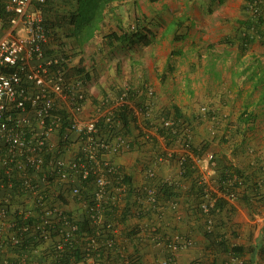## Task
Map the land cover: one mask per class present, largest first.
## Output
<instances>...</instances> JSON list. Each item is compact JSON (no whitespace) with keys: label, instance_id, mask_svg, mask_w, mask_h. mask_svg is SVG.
I'll list each match as a JSON object with an SVG mask.
<instances>
[{"label":"built area","instance_id":"built-area-1","mask_svg":"<svg viewBox=\"0 0 264 264\" xmlns=\"http://www.w3.org/2000/svg\"><path fill=\"white\" fill-rule=\"evenodd\" d=\"M263 3L247 2L246 12L256 19L264 13ZM45 4L46 0H0V26L7 25L0 38V227L9 231L4 239L0 233V249H18L26 262L23 248L31 239V244H52L54 252L47 264L60 263L57 261L66 253L70 261L65 264H78L71 256L77 248L84 264H104L103 258L110 254L117 264H135L117 247L115 222L105 219L117 201L110 179L114 177L117 184L120 180L117 167L104 155H119L130 149L119 132V108L128 109L140 127L142 140H152L150 131L158 128L175 137L177 150L165 151L159 161L176 163L180 176L186 164L195 170L206 159L213 165L214 155L208 153L202 158L194 151L191 125L167 109L155 110L148 101L137 103L128 86L114 96L106 93L84 118L89 99L87 81L69 74L68 52L51 43ZM144 95L152 99L155 91L148 87ZM210 113L209 107L200 106L201 118H208ZM209 134L215 138L216 129ZM146 176L149 179L142 194L158 211L159 189L150 180L155 177L154 170L148 169ZM198 182L202 187L198 210L211 230L216 202L236 198V180L226 181L217 196L202 177ZM163 183L174 182L169 178ZM68 196L82 204L93 234L77 235L80 220L63 205L62 199ZM149 228L153 243L162 244L164 249L159 264H176L177 253L192 244L189 237ZM0 264L12 263L0 257Z\"/></svg>","mask_w":264,"mask_h":264},{"label":"crops","instance_id":"crops-1","mask_svg":"<svg viewBox=\"0 0 264 264\" xmlns=\"http://www.w3.org/2000/svg\"><path fill=\"white\" fill-rule=\"evenodd\" d=\"M232 1L236 6L235 10H232L234 13L229 15L223 11L211 16L204 15L201 19L191 14L192 7L197 6L203 10L208 4L215 5L220 2L228 4L229 0H184V8L187 5V11L185 10L187 15L177 14L175 17L183 19L189 26L200 23L199 27L204 28L205 31L217 33V37L224 44L212 49L209 53L212 56H209L208 62L211 63L215 58H218L217 61L221 63L224 59L225 61L230 59L234 61L233 70H236L235 62L238 65L242 63V61L235 60L238 55L244 58L247 53V58L251 59L254 65L256 58L264 54V46L260 47L258 46L260 43L254 41L244 51L238 50L241 30L238 21L244 18L241 9L244 0ZM75 4L76 0H56L54 2L56 14L61 16V13L64 14L72 8L76 9ZM51 15L49 14L50 17ZM186 29L182 30L187 32V39L192 38L190 31ZM6 31L7 25L3 23L0 26V38ZM203 32H196V37H200ZM59 35L61 36L60 33ZM206 37L208 38L207 35ZM223 48H226V54L222 53L225 50ZM236 49L237 56L234 53ZM163 63L165 62L158 64L161 66L159 71L152 63L138 65L134 76L136 81H113V83L122 88L128 86L134 93V100L137 103L148 101L155 110L167 109L173 116H176L174 108L177 109L180 118L187 119V123L189 122L192 127L194 151L202 158L208 153L213 154L214 162L212 165L206 159L201 161L195 175H192L197 183L193 180L194 178L180 176L176 163L159 161V156L165 151L177 150L178 146L175 141L163 143L160 135L152 129L150 131L152 140H142L139 125L130 124L129 133L125 134L130 149L119 155L111 153L104 155L106 160L117 167L119 180L122 181L123 176H126L130 182V184L121 186L122 183L117 184L118 180L114 177L110 179L113 193L117 197L114 204L117 218L115 222L117 247L134 259L135 264H159L164 249L162 244L153 243L149 228L151 227L155 228L157 233L166 235L178 233L191 239L192 244L177 253L176 264H226L230 262L264 264V120L259 117L258 106L254 105L255 100L250 101L251 106L248 108V112L253 116V122L248 127H239L238 119L244 111V98L238 99L231 91L230 83L224 79L228 72L223 75L220 70L217 82L162 81L163 71L166 69ZM222 65L224 67V63ZM204 72L207 78H211L209 72L206 70ZM226 78H230V74ZM195 82L201 86L198 91L192 87ZM148 87L155 91V97L152 99L144 95ZM97 99L100 100L99 97H89L86 101L82 115L84 118L92 112V104L96 103ZM163 105L165 108L158 107ZM200 106L211 107L210 109H213L212 111L218 116L229 117L230 136L225 137L227 139L224 142L217 138L210 139L209 131L214 126L211 119H199L200 123L196 120ZM136 140L139 143L137 146ZM210 140L213 142L211 143ZM148 169H153L155 172V177L150 179L154 186H160L164 180L169 178L174 182L172 186L174 194L166 199L160 198L158 211L146 202L141 190L148 182L149 178L146 176ZM227 170L231 173L230 178L236 180V198L230 201L221 199L225 205L219 213L212 216L213 228L209 230L205 216L197 208L199 198L194 193L196 185L201 186L198 180L202 177L205 183L213 189V195L217 196L220 191L218 183L220 173ZM237 174L242 177L244 184ZM62 200L65 210L81 220L85 215L82 204L69 196ZM146 227L149 230H146ZM0 233L3 234L1 239H4L9 231L0 227ZM206 234L215 237L214 245L206 238ZM26 242L25 248L28 256L26 262H23L18 249L7 246L0 249V257L12 264H47L52 259L54 251L51 243L31 244L33 242L31 239ZM235 247L237 250L233 253L232 248ZM102 262L117 264L112 254L103 258ZM78 264H84V262Z\"/></svg>","mask_w":264,"mask_h":264},{"label":"rangeland","instance_id":"rangeland-1","mask_svg":"<svg viewBox=\"0 0 264 264\" xmlns=\"http://www.w3.org/2000/svg\"><path fill=\"white\" fill-rule=\"evenodd\" d=\"M183 1L124 0L121 4L119 2L111 4L104 10L103 20L92 39L82 47L78 46L77 39L72 35L73 28L66 25L59 31L61 34L59 36L65 45L63 51L68 52L70 68L81 63L88 73L87 78L83 77L87 81L89 97H99L101 99L106 93L112 96L119 94L122 87H119L117 84L115 85L113 81H136L134 77L136 73L135 69L141 64L148 65L152 63L157 66L159 71L161 66L158 64L165 62L163 65L166 69L163 71L162 81L187 80L200 81V83L201 81H215L212 76L211 78H207L204 70L210 65L208 61L210 59L209 56L212 55L209 53H211L212 49L222 46L224 43H221L217 37V33L213 31L207 32L204 28H200V23H194V26H189L188 23L185 24L183 19L175 17L177 14L187 15V5L184 8ZM77 2L76 0L75 6ZM234 4V1L229 0L228 4L221 2L215 5L208 4L203 10L197 6L192 7L190 12L201 19L204 15L211 16L223 11L230 15L234 13L232 11L236 7ZM245 4L246 1L244 0L241 6L242 12ZM54 9H56L55 6ZM71 10L74 11L75 8ZM72 15L74 17V12H72ZM140 27H145L152 34V42L148 46L137 45L131 47L127 44H114L110 46L107 44L106 37L110 33L120 34L122 31H133V29ZM181 28H187L186 30L190 31L192 38L188 37L187 39V32L185 33ZM202 31L204 32L197 38L196 32L200 33ZM258 46L262 47L264 45L258 44ZM223 49L225 50L222 53L226 54V48ZM237 52L236 49L234 52L236 56L238 55ZM245 55L244 58L235 59L238 62L242 61L243 64L242 67L236 65L238 66L236 69L237 73L244 67H252L253 65L252 60L247 58L248 54L246 53ZM256 59V62L261 63L264 67V54H260ZM231 61L230 59L228 61L224 59L222 61L224 67L220 61H216L217 66L215 65L217 72L222 70L223 75H225V72L230 74V78H226L228 74L224 78L229 83L232 77L231 68L234 71L232 67L234 61ZM235 63L238 64L237 62ZM236 79H239V77H236ZM240 79L239 81H246L247 78L242 77ZM192 87L198 91L201 86L195 82ZM243 88L242 97L247 98L246 95L250 90L249 85H243ZM257 96L258 92L256 91L249 96L248 101L256 100ZM95 101H98V99ZM165 106L158 107L165 108ZM257 109L260 113V119L264 120V108L258 106ZM210 139L212 140V138ZM211 140L210 142L212 143L213 141Z\"/></svg>","mask_w":264,"mask_h":264},{"label":"trees","instance_id":"trees-1","mask_svg":"<svg viewBox=\"0 0 264 264\" xmlns=\"http://www.w3.org/2000/svg\"><path fill=\"white\" fill-rule=\"evenodd\" d=\"M52 1V2H50ZM56 0H46V4L44 6V10L46 13V17H47V21L45 22V24L48 26L50 31V40L51 43L53 44H57L58 47H64L65 45L62 43L63 40L62 38H60L59 36V31L62 30V28H64V26H70L71 28H73L72 30V35H74V38L77 39V43L79 44V47H82L83 45H85L87 42H89L94 33L98 30L100 23L103 20V12L104 10L111 4L117 3V2H122L124 0H77V5H76V9L70 10L66 13H61V16H58L56 14L57 10L54 9V2ZM246 3L248 2L249 4L253 1V0H245ZM51 5V6H50ZM246 5V4H245ZM245 5L243 7V15L244 18L240 21H238V25L240 27V44L238 48L240 51H244L246 49V47H248L251 43H253L254 41L259 42L260 44L264 45V13H262L261 15H259L256 19L252 18L247 12H246V8ZM262 7L264 8V3L262 4ZM72 12H74V17L72 15ZM51 15V18L48 17V15ZM152 34L150 33L149 30L145 29V27H140L137 29H133V31L128 30V31H122L120 34L117 33H110L109 35H107L106 40H107V44L108 45H114V44H127L128 46H137V45H142V46H148L149 44H151L152 42ZM257 37L259 38V40H257ZM241 58V55H238V60ZM218 60V58L213 59V61L210 63V65L207 66L206 71L209 72L210 76H212L214 78V80L217 82L219 76L218 73L216 71V61ZM240 62V61H239ZM238 65V64H236ZM236 68H238V66H236ZM240 67L243 66V64L241 63L239 65ZM231 73H232V77H231V81H230V87H231V91H233V93H235L236 97L238 99L243 98L242 94H243V85H249V91L248 94L246 95L247 98H244V111L242 112V114L240 115L239 119H238V125L239 127H248L252 122H253V116L251 113L248 112V108L251 106V103L248 101V98L250 95H252V93H255L256 91L258 92V96L257 99L254 102L255 106H262L264 108V67L261 63L255 62L254 65H252V67H244L243 69H241V71L239 73H237L236 70L232 71L231 68ZM69 74L71 76H85L86 78L88 77V73L87 71L84 69V67L81 65V63H79V65L75 66V67H71L69 69ZM236 77H239V79H236ZM242 77H246V81H239L241 80L240 78ZM214 81V82H215ZM242 82V83H241ZM241 83V85L239 86V84ZM211 108V107H210ZM213 109H211L212 111ZM174 113L176 114V118H178L179 120L183 121V122H187V119L179 116V112L177 109L174 108ZM117 118L119 119V121L121 122L122 128L120 129L119 132H121L123 134V136L125 137V134L129 133V127L130 124L134 123V119L133 117L130 115V112L128 111V109H126L125 107H121L118 110L117 113ZM199 117V118H198ZM197 117V121L199 122V119H204L201 118L200 116ZM229 117L223 116V115H217L216 113H214V111H212V113H210V116L207 119H211L214 123V126L212 129H216L217 131V135L215 136V138H213L212 140L216 139L219 137V140L222 142H224L229 135L228 132V125H229ZM189 125V122L187 123ZM106 131V130H104ZM156 133L159 134L160 136H163L164 140H168L169 142L174 141L175 137L170 135L167 131H164L161 128L156 129ZM115 133L111 131V135H114ZM227 137V138H225ZM136 146L139 145L138 141L136 140L135 142ZM184 169V175L183 176H189L191 179H193L194 177H192V175H195L196 169H192L190 165L186 164L183 167ZM230 171H223L220 173L219 179H218V183L220 184V187H222V185L232 179L230 178L231 176ZM238 175V174H237ZM239 179L242 180V177L240 175H238ZM244 179V178H243ZM195 181V178L193 179ZM197 183V181H195ZM119 183H122V185L124 184H130L129 182V178L126 176H123L122 181L120 180ZM242 184L243 180H242ZM173 185H168L166 183H161L160 186H158L160 193H159V199L160 198H169L171 197V195H173ZM90 188H87V191H90ZM196 195H198V200L200 202L201 197H202V187L199 185H196V189L194 192ZM225 202L221 199H218L216 202V206H215V210L217 211H213V215H215L216 213H219L222 208L224 207ZM115 207L113 206L112 209L110 211H107L105 214V219L107 221L110 222H116L117 218L115 216V212L114 209ZM197 208H198V204H197ZM94 230L92 229L88 217L86 215H83L82 219L79 221V228H78V233L77 235H79L81 232H84L88 235L93 234ZM206 238L214 245V238L211 234H206L205 235ZM30 244V243H29ZM217 244V243H216ZM218 244L220 245L221 243L218 241ZM26 251V248H23ZM236 247L232 248V252L235 253L236 252ZM27 252V251H26ZM71 256L74 257V262L76 263H80L82 258H81V253L79 251V249H74V251L71 253ZM103 258V257H102ZM61 261V262H60ZM70 261L67 258V253L66 255L63 256V258L59 259L58 264H65L66 262Z\"/></svg>","mask_w":264,"mask_h":264}]
</instances>
